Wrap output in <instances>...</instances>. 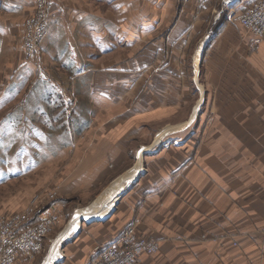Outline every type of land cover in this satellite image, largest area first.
Returning <instances> with one entry per match:
<instances>
[{
    "label": "crops",
    "instance_id": "crops-1",
    "mask_svg": "<svg viewBox=\"0 0 264 264\" xmlns=\"http://www.w3.org/2000/svg\"><path fill=\"white\" fill-rule=\"evenodd\" d=\"M62 1L43 49L74 81L66 94L91 103L74 107L85 120L69 122L76 136L54 154L59 190L78 195L73 217L141 154L142 169L104 219L74 226L57 264H89L131 227L160 244L139 264H264V42L251 48L241 26L219 21L254 0L213 13L214 0ZM35 3L0 0V38L24 31ZM211 17L214 37L202 34ZM121 47L134 53L117 59Z\"/></svg>",
    "mask_w": 264,
    "mask_h": 264
},
{
    "label": "rangeland",
    "instance_id": "rangeland-1",
    "mask_svg": "<svg viewBox=\"0 0 264 264\" xmlns=\"http://www.w3.org/2000/svg\"><path fill=\"white\" fill-rule=\"evenodd\" d=\"M214 1L209 8L210 13L223 6V0ZM59 2L63 1L51 0L49 3V16L46 20L48 28L42 38L27 35V23L36 12V3L35 10L26 19L24 31L14 29L0 38V218L20 214L28 216L29 222H32L30 219L33 217L36 221L42 215L54 212V209H59L64 215L45 237L42 253L26 261L29 264L35 261L45 263L53 243L67 229L73 214L79 209L78 195L61 193L59 190V163L54 162V154L61 148V141L68 139L71 134L76 136L69 122L85 120L86 115L77 114L74 107L81 106L85 112V106L91 105L87 95H80L76 99L68 96L74 88V81L59 62L43 49L48 44L46 37L51 6ZM224 13L220 14L219 21L226 20ZM210 20L202 34L206 32L205 35L214 37L218 25L212 23V17ZM239 26L234 25L235 29ZM163 29L166 31L168 28ZM202 34L198 35L200 39ZM28 42H33V47ZM145 44H151V39H144ZM201 44L202 41L199 42ZM190 45H198L197 37ZM133 53L129 48L121 47L113 56L121 59ZM49 77L56 78L67 92L55 91V84ZM46 80L52 85L48 90H45L48 85ZM112 186L108 193H112ZM80 204L83 206L80 208L87 206V203Z\"/></svg>",
    "mask_w": 264,
    "mask_h": 264
},
{
    "label": "built area",
    "instance_id": "built-area-1",
    "mask_svg": "<svg viewBox=\"0 0 264 264\" xmlns=\"http://www.w3.org/2000/svg\"><path fill=\"white\" fill-rule=\"evenodd\" d=\"M50 1L37 0L36 12L27 23V35L30 37L35 35L37 39L42 38L47 30ZM226 21L244 29L243 40L251 47L255 48L264 42V0H254L239 11L228 9ZM32 44L28 42L31 47ZM59 222L60 215L57 212L46 213L32 222H29L28 216L20 214L1 217L0 264H16L20 260L34 259L42 253L45 237ZM159 246L156 239L142 235L131 227L114 242L97 247V257L89 264H139L143 255L156 254Z\"/></svg>",
    "mask_w": 264,
    "mask_h": 264
},
{
    "label": "bare ground",
    "instance_id": "bare-ground-1",
    "mask_svg": "<svg viewBox=\"0 0 264 264\" xmlns=\"http://www.w3.org/2000/svg\"><path fill=\"white\" fill-rule=\"evenodd\" d=\"M163 134H165V133H163ZM163 134H161V135H163ZM138 159L139 160H138L137 165L130 171V173L128 175H125L123 178L119 179L112 186V193L105 192L99 199H97V201H95V203L91 207H87V208H84L82 210H79L74 215V217H73L72 221L70 222L69 226L67 227V229L53 243L52 248H51V252L49 253L44 264H55V262L62 257L63 253H62L61 246H62L64 238L74 228V226H77L76 224H78L82 218H86V220H92L93 218H102L103 217V219H104V217L106 215H108V213L110 211H112V209L114 210V207H115L114 205L118 202L119 197L124 192L126 186L130 182L135 180L137 178V176L139 175V172L141 170V164H142L141 163L142 154L140 155V157H138ZM102 204H103V206L105 204H107L109 207L108 208H99V210H98L99 205H102Z\"/></svg>",
    "mask_w": 264,
    "mask_h": 264
},
{
    "label": "water",
    "instance_id": "water-1",
    "mask_svg": "<svg viewBox=\"0 0 264 264\" xmlns=\"http://www.w3.org/2000/svg\"><path fill=\"white\" fill-rule=\"evenodd\" d=\"M234 2H237V0H232V3H234ZM92 221H94V220H92ZM92 221H90V222H92ZM85 221H83L82 220V223H84ZM89 223V222H88ZM55 264H57V262L55 263Z\"/></svg>",
    "mask_w": 264,
    "mask_h": 264
}]
</instances>
